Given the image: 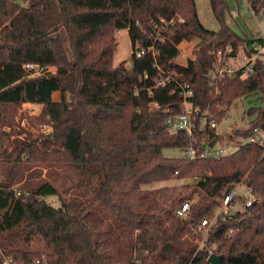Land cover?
Returning <instances> with one entry per match:
<instances>
[{
  "label": "trees",
  "instance_id": "1",
  "mask_svg": "<svg viewBox=\"0 0 264 264\" xmlns=\"http://www.w3.org/2000/svg\"><path fill=\"white\" fill-rule=\"evenodd\" d=\"M248 2L264 16V0ZM210 4L217 30L202 23L196 0H0V162L12 167L0 181V264L3 254L19 264H211L212 253L223 264H264V147L247 142L219 159L165 154L193 141L185 131L167 129V116L183 111L177 81L194 90L192 104L218 124L239 99L261 102L244 110L250 120L234 130L236 138L220 134L216 141L264 132V54L249 76L209 77L218 50L232 49L220 62L224 67L240 48L256 52L264 39L243 37L227 23L226 0ZM161 19L168 23L159 35L154 25ZM122 30L133 47L137 41L154 45L156 58L132 54L129 66L126 60L114 65ZM194 40L193 57L177 63L179 45ZM25 62L47 71L28 77ZM156 63L173 76L157 88L162 74ZM23 103L42 105L39 120L52 132L11 140ZM202 120L199 113L196 136L213 135L199 131ZM24 164H69L79 179L68 197L69 188L60 191L49 181H25L16 189L32 173L27 176L32 167ZM185 179L193 182L168 183ZM241 182L260 202L218 216L201 247L197 225ZM47 196H57L59 205ZM187 200L190 215L177 216Z\"/></svg>",
  "mask_w": 264,
  "mask_h": 264
},
{
  "label": "rangeland",
  "instance_id": "2",
  "mask_svg": "<svg viewBox=\"0 0 264 264\" xmlns=\"http://www.w3.org/2000/svg\"><path fill=\"white\" fill-rule=\"evenodd\" d=\"M228 5V10L226 13V21L227 23L239 34L243 37L248 36L249 38L257 35L264 36V16L254 15L252 9L250 8L248 0H226ZM197 9L199 13V17L202 23L209 29L217 30L219 28V22L214 17L212 12L210 0H196ZM117 39V48L114 54V65L120 64L122 61L129 59L133 54L131 48V41L127 30L118 31L116 35ZM198 40H194L191 42H182L179 47L181 50L180 55L176 59L177 63L186 64L188 59L193 57V48L197 44ZM245 48V47H244ZM246 49V48H245ZM243 47L240 48L238 53H240V57L231 61L229 63L230 66L237 67L241 64V60H243L244 52H242ZM248 52V50H247ZM127 66L130 65V61L128 60L126 63ZM50 71L55 72L56 69L54 67H50ZM54 99L58 100L59 93H54ZM252 103L249 99H239L235 105H233L228 111L227 115L219 124L218 130L221 134H230L236 138L237 134L234 130L243 129L248 125V121L250 117L244 115V110L249 108L250 106L261 105L259 100H255L252 98ZM42 112V105L40 104H32V103H23L16 110L15 115V125L12 129L11 140L14 138H25L28 135H31L32 138H42V134H48L52 132L51 127L47 128V125H50L47 121H40L39 118ZM10 131V128H6ZM21 131L20 133H17ZM165 154L169 157H181L183 156L182 152L178 149L169 148L165 150ZM27 164L22 165L21 167H25ZM31 165V164H30ZM27 165V166H30ZM20 167V168H21ZM31 171L27 173L29 178H25L21 182H16L13 187L19 189L21 185L25 181H30L32 184H39L43 181H49L54 186H56L60 191H65V189L69 188L68 192H65V196H69V192L71 188L76 184L79 179L78 171L72 167V165H54L51 167L46 166H34L32 164ZM11 165H7L0 162V181L7 178V174L9 173ZM19 168V169H20ZM25 168H22L20 172H24ZM36 174L32 177V174ZM17 180V179H16ZM186 182H193L191 179L185 180H171L168 183L174 185H181ZM164 183H158L157 186L163 185ZM46 200L53 204L54 206L59 205V201L57 196H47ZM220 208H216L213 215L209 216L213 220L214 214L219 212ZM200 236L198 238V243L201 247L205 245V240L208 234L204 232H200ZM3 256H7V254H3ZM10 256V255H9Z\"/></svg>",
  "mask_w": 264,
  "mask_h": 264
},
{
  "label": "built area",
  "instance_id": "3",
  "mask_svg": "<svg viewBox=\"0 0 264 264\" xmlns=\"http://www.w3.org/2000/svg\"><path fill=\"white\" fill-rule=\"evenodd\" d=\"M255 15V14H254ZM167 21L161 19V22H157L154 27L158 34L162 28L167 26ZM164 24V25H163ZM120 32V31H119ZM256 38L264 39V36L258 35ZM258 50L253 53L247 52V49L243 48L244 52L243 60L241 64L237 67L230 66L229 63L238 59L240 53L236 57L229 56L226 58V66H220L225 54H230L232 49L230 46H227L225 50H218L216 55L218 57V64L215 65L214 70L209 74L213 79L220 78L228 74L241 73L243 76H249L254 73V62L262 54H264V44L257 46ZM132 52L137 57L144 56L150 52L155 58L157 55V49L154 45H143L140 41L135 43V46H132ZM160 73L162 74L160 78L156 80L155 87L165 86L173 78L171 73L164 72L160 66L156 63ZM22 68L27 73L28 77H36L43 74L46 70L45 67L37 63L25 62L22 65ZM145 78H148V74H145ZM180 93L183 98V111L176 114H169L166 119L167 129L171 133H177L179 131H185L190 138H192V143L187 148L183 149L181 152L183 156L189 157L191 159L196 158H222L234 153L237 149L241 147L242 144L247 142H252L264 147V132L258 131L252 137L247 140L242 138L230 139L224 138L222 141H216L217 136H220L218 130L219 124L215 120H210V112L208 110L201 111L200 107L195 106L191 102V98L194 96V90L188 85L182 82L177 81ZM155 107H159L158 103H154ZM201 113L203 118L201 125L199 126V131L204 132L208 129L214 130V134H207L199 138L196 136V120L197 116ZM52 129L51 124L47 125V128ZM52 131V130H51ZM258 195L249 187L246 183L241 182L235 188H233L222 200L221 205L219 206L220 210L217 214H214L213 220L211 217H206L197 225V231L204 232L208 234L209 230L218 222V216H221L223 219L230 217L236 214L238 211L247 210L252 207L255 203L260 202ZM193 202L187 200L183 202L176 210V215L179 217L186 218L190 215L192 210ZM37 264H49L45 259L37 260ZM3 264H19V262L12 256H4Z\"/></svg>",
  "mask_w": 264,
  "mask_h": 264
},
{
  "label": "water",
  "instance_id": "4",
  "mask_svg": "<svg viewBox=\"0 0 264 264\" xmlns=\"http://www.w3.org/2000/svg\"><path fill=\"white\" fill-rule=\"evenodd\" d=\"M211 264H223L222 257L218 254L212 253L208 258Z\"/></svg>",
  "mask_w": 264,
  "mask_h": 264
},
{
  "label": "crops",
  "instance_id": "5",
  "mask_svg": "<svg viewBox=\"0 0 264 264\" xmlns=\"http://www.w3.org/2000/svg\"><path fill=\"white\" fill-rule=\"evenodd\" d=\"M257 36H258V35H257ZM257 36H256V37H257Z\"/></svg>",
  "mask_w": 264,
  "mask_h": 264
}]
</instances>
